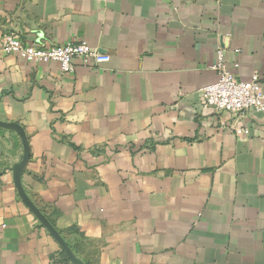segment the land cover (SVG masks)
I'll use <instances>...</instances> for the list:
<instances>
[{"label":"crops","instance_id":"crops-1","mask_svg":"<svg viewBox=\"0 0 264 264\" xmlns=\"http://www.w3.org/2000/svg\"><path fill=\"white\" fill-rule=\"evenodd\" d=\"M217 48L264 92V0H0V264H264V112L202 106Z\"/></svg>","mask_w":264,"mask_h":264},{"label":"built area","instance_id":"built-area-1","mask_svg":"<svg viewBox=\"0 0 264 264\" xmlns=\"http://www.w3.org/2000/svg\"><path fill=\"white\" fill-rule=\"evenodd\" d=\"M1 49L5 54H12L29 62L56 61L63 71L73 69V59L79 58L83 63L90 59L105 62L109 56L99 49L90 46L86 41H67L50 47L25 44L17 32L3 36ZM213 68L218 78L200 89L202 106L215 112L226 111L232 114H243L249 109L264 112V92L260 90L257 74L249 81L240 80L233 74L225 62L224 52L217 48V60ZM237 133L247 129L235 127Z\"/></svg>","mask_w":264,"mask_h":264},{"label":"water","instance_id":"water-1","mask_svg":"<svg viewBox=\"0 0 264 264\" xmlns=\"http://www.w3.org/2000/svg\"><path fill=\"white\" fill-rule=\"evenodd\" d=\"M27 154H28V152H27V149L25 150V158L27 157ZM44 223H46L45 221H44ZM47 224V223H46ZM47 226L48 227H50L48 224H47ZM50 229H52L51 227H50Z\"/></svg>","mask_w":264,"mask_h":264}]
</instances>
